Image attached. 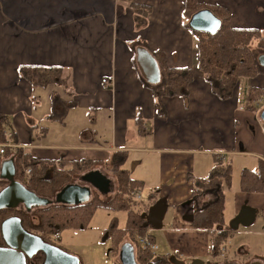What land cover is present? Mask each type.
Returning a JSON list of instances; mask_svg holds the SVG:
<instances>
[{"label": "crops", "instance_id": "crops-1", "mask_svg": "<svg viewBox=\"0 0 264 264\" xmlns=\"http://www.w3.org/2000/svg\"><path fill=\"white\" fill-rule=\"evenodd\" d=\"M199 1L226 8L234 28L264 32V0ZM133 6H148L150 13L143 16ZM184 6L185 0H0V112L16 113L9 118L18 149L42 160L104 162L111 152H129L127 169L144 198L138 207L148 212L156 200L167 201L162 229L150 235L160 249V240L167 243L163 254L180 264L212 261L210 233L195 229L185 216L193 212L195 183L207 179L218 161L229 164L225 206L232 190L236 216L245 202L261 214L247 231L230 236L225 252L235 247L233 261L251 257V263L264 264V194L240 189L242 172L264 162L259 110L247 111L248 92L264 90V74L243 79L231 100H219L197 68V40L185 27ZM137 39L149 54L162 52L168 68L195 72L186 99L163 100L164 117L135 68ZM24 68V76L31 75L28 68L63 70L65 79L36 86L38 77H21ZM31 98H45L47 111H37ZM138 116L145 134L139 133Z\"/></svg>", "mask_w": 264, "mask_h": 264}, {"label": "trees", "instance_id": "trees-1", "mask_svg": "<svg viewBox=\"0 0 264 264\" xmlns=\"http://www.w3.org/2000/svg\"><path fill=\"white\" fill-rule=\"evenodd\" d=\"M136 13L147 16L150 7L133 6ZM210 10L221 22V27L214 34L198 32L191 28L192 17L202 11ZM185 27L190 29L196 37L197 68L207 78L211 92L221 101H228L234 97L235 91L243 79H255L264 74V67L260 64L259 58L264 55V32L259 29H237L231 25L230 12L220 6L200 3L199 0H185L184 6ZM135 43V42H134ZM138 45V44H137ZM147 48V44H141ZM132 48H134L132 46ZM159 70L160 80L156 83H149L143 76L140 80L143 85L151 89L156 102L160 108L159 115L166 116L167 110L164 104L165 98L189 96V86L195 80L193 69L168 68L166 56L162 52L152 54ZM135 67L138 65L134 60ZM30 76L26 75L25 68L21 70L22 76L29 79L38 77V83L34 85H49V80L61 81L65 79L63 70L27 69ZM264 96V90L251 89L248 92L247 111L257 112L254 104ZM57 98L53 99V105ZM264 111V110H263ZM262 111V112H263ZM260 113V115L262 114ZM54 119V108L50 114ZM141 116L137 117L139 133L145 134L144 124ZM261 122L264 120L260 116ZM11 131L14 135V143L18 144V137L13 130L12 120L8 115L0 112V144L7 142L6 132ZM129 152L114 151L109 155L108 160L102 161H70L65 162V157L59 161L42 160L19 149L14 153L6 150L0 154V169L2 163L8 159L15 162L18 171V181L23 183L30 191L39 197L46 199V205L28 212L24 207L15 210L0 212V247L5 246L1 225L4 220L12 216L21 218L24 228L36 235L41 236L46 242L54 240V236L62 230H85L89 220L96 208H105L110 211H125L128 216L127 225L120 229L118 220L114 218L111 222L110 234L104 238L111 242L113 257L119 256L124 245L129 244L134 248V253L139 264H180L169 254H153L143 251L140 247V239L145 237L147 219L141 213L135 200H130L131 192H140L139 182L131 179L127 169ZM110 162V165H109ZM26 170H31L29 183L26 180ZM100 171L115 184L114 196L109 199L102 198V194L92 191L91 199L78 206H66L57 203V194L64 188L75 183L94 171ZM111 176V177H110ZM232 166L224 165L221 161L212 170L207 179L197 181L193 190V212L186 215L195 229L206 230L210 233V264H225L228 257L224 252L231 234L235 231L224 225L223 214L225 207V188L231 185ZM8 183L0 180V191ZM240 189L245 194H264V162L259 163L256 171L244 170L241 176ZM112 193V194H113ZM210 197L206 201V197ZM133 198V197H132ZM134 199V198H133ZM159 200H156V205ZM202 200L205 202L203 203ZM153 205V206H154ZM32 214V215H31ZM259 214V212H258ZM155 241L153 238H151ZM44 255L40 254L34 262L42 264ZM119 261V258H118ZM120 263V262H119ZM121 264V263H120Z\"/></svg>", "mask_w": 264, "mask_h": 264}, {"label": "water", "instance_id": "water-1", "mask_svg": "<svg viewBox=\"0 0 264 264\" xmlns=\"http://www.w3.org/2000/svg\"><path fill=\"white\" fill-rule=\"evenodd\" d=\"M190 26L195 31L214 34L221 27V22L210 10H202L192 17ZM136 53L138 67L143 77L149 83L158 82L160 80V70L153 56L143 47H139ZM259 62L264 67V55L260 56ZM150 68L152 72L147 74L146 69ZM260 116L264 120V111ZM17 178L18 171L14 160L4 161L0 169V180L6 181L8 185L0 191V212L15 210L20 207L32 212L34 209L46 205V199L30 191ZM81 183V185H70L61 190L57 194V203L66 206H78L88 201L92 188L104 194H112L115 190L113 182L98 170L85 175L81 179ZM83 191L86 192V195ZM63 193L69 196L76 194L74 198L69 199L68 197H62ZM166 212L167 201L161 199L150 209L148 216L145 215L147 219L145 227L161 230ZM240 212L229 226L235 232L239 230L240 226H252L258 216L257 210L249 206L244 207ZM1 232L5 246L0 247V264H33V261L40 254L44 255L42 264H81L77 256L46 242L39 235L27 231L18 216H12L4 220L1 225ZM119 261L121 264H139L134 248L129 244L122 247Z\"/></svg>", "mask_w": 264, "mask_h": 264}, {"label": "rangeland", "instance_id": "rangeland-1", "mask_svg": "<svg viewBox=\"0 0 264 264\" xmlns=\"http://www.w3.org/2000/svg\"><path fill=\"white\" fill-rule=\"evenodd\" d=\"M142 40L141 39H137L135 40V43L133 44L134 48L137 47H141L142 45ZM138 44V45H137ZM137 52V49H136ZM137 57V53L136 56ZM137 72L139 73L140 76H143L141 70L139 69L138 65L135 67ZM40 99V101L38 100ZM45 98H31L32 100V104L36 107L37 111L40 112H45L47 111V107L43 108L45 105V101L43 100ZM49 101V99H48ZM46 104H47V98H46ZM254 106L257 107L258 111V116L260 115V113L262 112V110H264V96L259 99ZM8 109V108H7ZM10 116L12 115L13 117L16 116L15 114H9ZM8 115V116H9ZM33 116V120H40L37 119L35 114H32ZM9 116V117H10ZM28 124L30 127H32L31 125H33L29 120H28ZM249 129L251 130V133L253 132V129L249 126ZM37 138V136H36ZM41 138V136L39 137ZM108 160V159H107ZM110 165V162H109ZM111 177V176H110ZM233 178L235 180V173L233 174ZM113 181V179H112ZM78 184H82L81 182H77ZM235 183V181H234ZM113 188H115V184L113 182ZM129 194L131 193V190H129ZM83 193L86 192L83 191ZM76 193L72 194V195H68L63 193L61 196L62 197H68L70 198H74ZM111 197L114 196L112 194H109ZM109 197H103L104 199H108ZM130 200H134L131 196V194L129 195ZM147 196V192L145 193V197ZM232 196H233V191L231 190V192L229 194H227V202H226V206L224 208V214H223V220H224V225L225 226H230V224L236 219V214L234 212L233 209V205H232ZM247 202H245V204L242 206L241 210L248 206L246 204ZM190 204L192 205V207L194 206L193 204V198L191 199ZM189 205V204H188ZM226 209V210H225ZM240 210V211H241ZM257 212H260V210H257ZM241 212H239L237 215H239ZM32 215V214H31ZM116 218L118 220V225L120 229H124L127 225V221H128V216L127 213L125 211H110L107 210L105 208H96L94 210V214L91 217V219L88 222V225L86 227L85 230H62V232L60 233V238L59 240L56 242V245L59 246L61 249H63L64 251L77 256L80 261L81 264H120L118 261L119 256L113 257V253L111 252V242L109 240H106L104 238V236H106V234H110L109 230L111 228V222L112 220ZM250 227H243L240 226L238 232H243V231H247ZM157 231L153 230V233L156 234ZM237 232V231H236ZM235 234V232H233L231 234V236ZM240 239L243 240V242L246 245H251L249 244V237L242 234L239 235ZM251 242V241H250ZM160 244H161V249H160V253H164V251H167V249L165 250L166 247H169L168 244L166 243V246L162 243V240H160ZM226 250V249H225ZM225 256H227L229 258V260H234L235 258V247H231L229 248V250H227V252H225ZM252 260V258L250 257V261ZM204 263V261L202 262ZM260 264V263H259Z\"/></svg>", "mask_w": 264, "mask_h": 264}, {"label": "built area", "instance_id": "built-area-1", "mask_svg": "<svg viewBox=\"0 0 264 264\" xmlns=\"http://www.w3.org/2000/svg\"><path fill=\"white\" fill-rule=\"evenodd\" d=\"M103 84L108 85V81L105 79L103 80ZM7 135V142L5 144H0V154H5L6 150H11L16 153L19 150V146L14 143V135L11 131L6 132ZM31 176V170H26V182L29 183V179ZM131 196L138 202L142 200V195L140 192H131ZM60 235L57 234L54 237V240H58ZM140 246L144 251H149L152 253H156L159 251V246L155 242H153L149 236H145L140 240Z\"/></svg>", "mask_w": 264, "mask_h": 264}, {"label": "flooded vegetation", "instance_id": "flooded-vegetation-1", "mask_svg": "<svg viewBox=\"0 0 264 264\" xmlns=\"http://www.w3.org/2000/svg\"><path fill=\"white\" fill-rule=\"evenodd\" d=\"M146 64H148V63H146ZM150 72H152V69H151V68H150V69H146V73H147V74H150ZM77 185H78V184H77ZM79 185H80V184H79ZM56 242H57V240H53V241L48 242V243L57 246V245H56ZM3 247H4V246H3ZM57 247H59V246H57ZM59 248H60V247H59ZM158 253H159V251L156 252L155 254H158ZM119 262H120V261H119ZM226 263H236V264H255V263H251L250 261H246V262H243V263H238V262L233 261V260H227ZM33 264H36V262L33 261Z\"/></svg>", "mask_w": 264, "mask_h": 264}]
</instances>
